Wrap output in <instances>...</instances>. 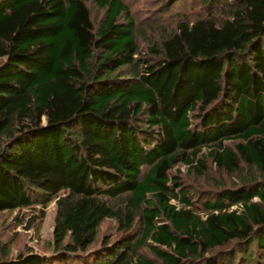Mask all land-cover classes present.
I'll list each match as a JSON object with an SVG mask.
<instances>
[{
  "label": "trees",
  "instance_id": "16d2710c",
  "mask_svg": "<svg viewBox=\"0 0 264 264\" xmlns=\"http://www.w3.org/2000/svg\"><path fill=\"white\" fill-rule=\"evenodd\" d=\"M126 1L0 0V215L55 205L0 264H264V0ZM208 162L238 180L189 190Z\"/></svg>",
  "mask_w": 264,
  "mask_h": 264
},
{
  "label": "rangeland",
  "instance_id": "374dc122",
  "mask_svg": "<svg viewBox=\"0 0 264 264\" xmlns=\"http://www.w3.org/2000/svg\"><path fill=\"white\" fill-rule=\"evenodd\" d=\"M128 1L131 2V12L138 28L142 27L141 21L146 17L145 12L159 5V1L158 3H154V5L150 0H127L126 2ZM89 6L92 16L99 18L101 13L96 12L92 5ZM187 9L189 10V7L184 8L185 11ZM190 11L195 15L204 12L200 5H194ZM167 22H169V20ZM159 33L158 30L144 29V33L138 36L139 47L143 55L146 56L148 53L149 42L158 40ZM227 144L232 145L234 142L229 141ZM203 152L207 153V150L204 149ZM207 166L209 167L208 171L203 177L196 175L193 171H189L185 166H179L178 171L180 178L189 190L196 193L200 190L214 188L220 184L230 187L233 180H238L236 176L230 177L223 173V171L215 169L209 162ZM240 170L244 171L245 169L241 168ZM171 203L179 205L174 200H171ZM54 217V202H51L45 207L35 205L32 208H24L20 211L3 213L0 215V237L3 241L9 243L13 257L18 253H26L29 250L34 253L49 256L53 249L52 232ZM30 222L31 224H28ZM98 234V240L95 246L99 245L101 238L104 236H112V239H114L117 236L115 222L112 220L103 221ZM93 248L94 247L91 249L93 250ZM142 252L146 256L150 255L145 249H143Z\"/></svg>",
  "mask_w": 264,
  "mask_h": 264
}]
</instances>
